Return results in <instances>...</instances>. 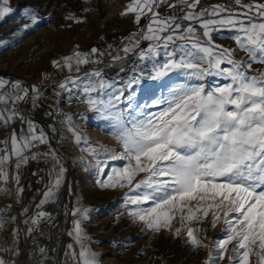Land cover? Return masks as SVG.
Segmentation results:
<instances>
[{
	"label": "snow or ice",
	"instance_id": "6c2138e0",
	"mask_svg": "<svg viewBox=\"0 0 264 264\" xmlns=\"http://www.w3.org/2000/svg\"><path fill=\"white\" fill-rule=\"evenodd\" d=\"M11 12L9 0H0V19ZM128 14H134L138 26L142 18L148 23L126 38L124 55L107 54L121 62V73L129 53H136L141 62L151 61L150 71L134 68L126 79L108 81L95 69L82 77L68 75L53 88L56 96L82 89L78 99L86 111L105 119L103 130L118 148L94 146L73 126L72 117L53 105L45 112L52 121L45 131L31 114L43 107L41 88L0 78V182L5 185L0 194L14 195L15 203L23 205L24 234L32 241L31 251L24 252L21 229L13 227L10 244L0 243V252L17 258L23 253L30 264H53L49 251L56 249L38 244L34 233L44 235L41 225L58 228L44 206L58 202L67 171L53 143L64 139L59 123L77 145H86L83 151L96 159L97 172L107 176L97 179L99 188L126 189L125 211L142 231L185 237L194 251L206 250L202 264H264V0L207 5L204 0H130L120 15ZM217 36L234 46L218 43ZM141 41H149L147 48L140 47ZM105 54L93 47L53 60L52 65L78 73L81 65L101 63ZM174 73L182 74L184 82L170 87L166 98L136 102L142 84ZM147 107L160 110L145 113ZM100 153L106 160L98 159ZM107 159L122 164L105 173ZM30 161L50 164L32 215L23 204L20 173ZM41 171L32 173L38 183L44 181ZM10 181L14 189L7 187ZM11 209H0V231L5 224H17L16 216L5 215ZM90 211L77 206L65 212L73 217L67 232L73 242L64 249L63 264H102L83 228ZM218 225V235L209 238V228ZM0 264L17 260L0 255Z\"/></svg>",
	"mask_w": 264,
	"mask_h": 264
},
{
	"label": "rangeland",
	"instance_id": "374dc122",
	"mask_svg": "<svg viewBox=\"0 0 264 264\" xmlns=\"http://www.w3.org/2000/svg\"><path fill=\"white\" fill-rule=\"evenodd\" d=\"M129 2L130 0H9L12 12L0 19V78L7 81L20 80L26 87L35 84L41 88L46 97L42 102L43 107L31 114L45 126V131H49L46 125L52 123L45 112L49 105H53L54 108L70 115L73 126L88 137L94 146L98 144L108 146L113 143L115 148H118L112 137L103 130L105 119L93 111H86L84 103L78 99L83 96L82 89H73L71 93L62 92L60 96H56L53 88L68 75L82 77L86 72L95 69L102 71L104 65L115 63L112 55H124L121 49L129 43L126 38L148 23L147 19L142 18L138 26L134 23V14L120 15L126 11ZM215 2L223 0H209V3ZM104 3L106 11H109L114 3L123 5L124 10L118 15L117 21H123L124 25L119 29H110L104 24V15L100 10ZM216 40L218 43L234 46L232 41L222 39L220 36H217ZM148 44L149 41H141L140 47L147 48ZM109 45L112 47L109 48ZM93 47L106 53L100 57L101 63L81 65L78 73L75 70L69 73L67 69L61 71L52 65L53 60H60L74 51L87 53ZM130 57L133 60L129 62L124 75L112 78L104 75L102 71L104 78L108 81L126 79V74L130 75L134 68L151 70V61H139L136 53L127 54L126 59ZM45 74L48 75L47 80H44ZM181 82H184V77L179 73L171 74L161 81H146L137 89L136 102L143 105L151 104L155 99H164L168 96L169 88ZM21 107L27 108L23 104ZM159 110L158 107L143 109L145 113ZM57 119L61 120L63 117ZM57 127L64 139L59 144L55 141L53 143L58 148L67 171L58 202L44 206L45 211L52 213L58 228L50 229L41 225L48 238L45 242H39L41 246L56 249L55 252L49 251L53 264H57V261L63 264L64 249L67 244L73 242L72 237L67 235L72 228L73 217L65 216V212L77 206L91 209L89 219L83 221V228L91 238L92 249L100 253L101 261L111 258L117 261L131 260L129 264H202L206 258V250L194 251L190 244L185 243V237L173 236L167 231L153 234L151 231H142L140 223H133L124 207L126 189L99 188L96 184L97 179L104 180L107 176L97 172L96 159L83 151L86 145L75 143L72 134L66 131L65 125L57 123ZM40 150L45 149L41 146ZM98 159L106 160L105 154L100 153ZM121 164L120 161L107 159L105 173L110 174L113 167H120ZM49 168L50 164L30 161L20 170L21 184L25 187L23 204L29 205V215L34 213L35 203L41 198L37 194V189L43 190ZM38 169L43 170L40 175L44 176V181L39 183L38 177L32 175ZM4 186L0 182V187ZM7 187L14 189V184L10 181ZM6 205H11L12 209L5 215L16 216L17 224L4 225L3 231H0V243L10 244L9 232L13 227L19 226L20 247L24 252H30L32 241L25 238V225L22 223L24 217L20 215L23 205L15 203L14 195L0 194V209ZM219 229V225L215 230L209 228V238L216 237ZM34 235L38 241L41 235L38 232ZM0 255L5 259H16L17 264H30L23 253L18 258L2 252Z\"/></svg>",
	"mask_w": 264,
	"mask_h": 264
},
{
	"label": "bare ground",
	"instance_id": "6f19581e",
	"mask_svg": "<svg viewBox=\"0 0 264 264\" xmlns=\"http://www.w3.org/2000/svg\"><path fill=\"white\" fill-rule=\"evenodd\" d=\"M102 5L103 6H100L101 7L100 10L102 11V13L104 15V19H103L104 24H106L107 27H109L110 29H112V28L119 29L120 27H122V25H124L123 24L124 22L123 21H117V20L119 19L118 15L120 14V12L122 10H124L123 5L122 4H118V3H114L112 6H110L111 9L109 11H106L105 10L106 9L105 3L102 4ZM118 63H120V62L112 63V64H110L107 67L108 68H111L113 64H118ZM127 67H125V70H126ZM112 78H115V77H112ZM117 78H119V77H117ZM108 147L115 148V145L113 143H111L110 145H108ZM63 226H64V223L62 224V228H61L62 230H63ZM47 238H48L47 234L41 235L40 238H39V240L37 241V243L39 244L40 241L45 242L47 240ZM130 261L131 260H126V259L123 260V261H117V260H113L111 258L110 259L107 258V259L102 260V262L104 264H112V263H116V264H129Z\"/></svg>",
	"mask_w": 264,
	"mask_h": 264
},
{
	"label": "water",
	"instance_id": "95a60500",
	"mask_svg": "<svg viewBox=\"0 0 264 264\" xmlns=\"http://www.w3.org/2000/svg\"><path fill=\"white\" fill-rule=\"evenodd\" d=\"M131 60H133V58L130 57L128 59H125V61L122 62L124 69H125V67H127L129 65V62ZM120 66H121V62L118 64H113L111 68H108L107 65H104L102 71H103L104 75H106V76L117 78V77H120L126 73V70L123 73L119 72Z\"/></svg>",
	"mask_w": 264,
	"mask_h": 264
},
{
	"label": "built area",
	"instance_id": "2783aa9c",
	"mask_svg": "<svg viewBox=\"0 0 264 264\" xmlns=\"http://www.w3.org/2000/svg\"><path fill=\"white\" fill-rule=\"evenodd\" d=\"M205 5L209 4V0H204Z\"/></svg>",
	"mask_w": 264,
	"mask_h": 264
}]
</instances>
